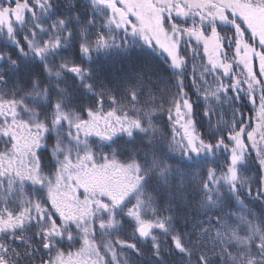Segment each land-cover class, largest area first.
Listing matches in <instances>:
<instances>
[{
  "label": "snow or ice",
  "instance_id": "6c2138e0",
  "mask_svg": "<svg viewBox=\"0 0 264 264\" xmlns=\"http://www.w3.org/2000/svg\"><path fill=\"white\" fill-rule=\"evenodd\" d=\"M0 264H264V0H0Z\"/></svg>",
  "mask_w": 264,
  "mask_h": 264
}]
</instances>
